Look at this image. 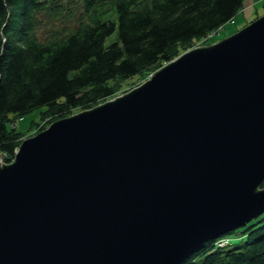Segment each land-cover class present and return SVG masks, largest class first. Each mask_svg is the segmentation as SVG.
<instances>
[{
    "label": "water",
    "instance_id": "obj_1",
    "mask_svg": "<svg viewBox=\"0 0 264 264\" xmlns=\"http://www.w3.org/2000/svg\"><path fill=\"white\" fill-rule=\"evenodd\" d=\"M264 15L0 161V264H182L264 213Z\"/></svg>",
    "mask_w": 264,
    "mask_h": 264
},
{
    "label": "trees",
    "instance_id": "obj_2",
    "mask_svg": "<svg viewBox=\"0 0 264 264\" xmlns=\"http://www.w3.org/2000/svg\"><path fill=\"white\" fill-rule=\"evenodd\" d=\"M243 2L0 0V158L11 162L23 140L11 116L45 106L41 131L114 98L122 80L146 79L232 20ZM245 226L237 237L232 230L206 241L182 264H264V213Z\"/></svg>",
    "mask_w": 264,
    "mask_h": 264
},
{
    "label": "rangeland",
    "instance_id": "obj_3",
    "mask_svg": "<svg viewBox=\"0 0 264 264\" xmlns=\"http://www.w3.org/2000/svg\"><path fill=\"white\" fill-rule=\"evenodd\" d=\"M243 4H244V2H243ZM241 9L234 16L233 20H230L227 23H225V25L222 26L221 28H219L218 31H215V32L207 35L205 40L202 39V40H197L196 42H194L193 47L216 43V42L220 41L221 39L226 38V37L234 34L235 32H237L238 30L242 29L243 27L247 26L256 18L264 15V0H261L258 4L253 5L252 9H248V11H246L247 13H245V15H243L244 10L243 9L241 10ZM54 22L55 23H63V20L61 18H55ZM49 29H50V27H46L45 31H47ZM113 38H114V36L110 37L108 41H111ZM189 49H191V47ZM153 72L154 71H151L149 73V75ZM144 80H145L144 77L141 78L138 75L133 76L131 78H128L126 80H122V85L120 86L121 88L119 90L118 95L123 94V93L131 90L132 88L138 86V84ZM45 109H46L45 106L39 107V108L33 109L31 111H28L22 115H19L16 118H14L15 116L13 115L10 118L12 122L9 121V126H11V123H14L15 124L14 129L17 132H21L23 134L22 139H25V138L30 137L32 135H35L36 133H38L40 128L42 126H44V123L46 124V122H45L46 118L42 120V115H41V112ZM74 111L79 112L80 109L76 108ZM1 157H2L3 162H4V155H2ZM234 230H235V232L231 233L230 235H232V237H237V236H233V235L235 233H236L235 235H241V233H243L244 231H247L248 228H246V226L245 227L241 226V227L236 228Z\"/></svg>",
    "mask_w": 264,
    "mask_h": 264
},
{
    "label": "crops",
    "instance_id": "obj_4",
    "mask_svg": "<svg viewBox=\"0 0 264 264\" xmlns=\"http://www.w3.org/2000/svg\"><path fill=\"white\" fill-rule=\"evenodd\" d=\"M260 1L261 0H244V4L242 6V9L244 10V14L243 15H245V13H247L246 11H248V9H252L253 5L258 4ZM233 19H234V17H233Z\"/></svg>",
    "mask_w": 264,
    "mask_h": 264
},
{
    "label": "built area",
    "instance_id": "obj_5",
    "mask_svg": "<svg viewBox=\"0 0 264 264\" xmlns=\"http://www.w3.org/2000/svg\"><path fill=\"white\" fill-rule=\"evenodd\" d=\"M151 74H152V73H151ZM151 74L148 75V77H150ZM0 161H1L2 163H6V162H3V159H2V158H0ZM228 242H230V240H229L228 237H227V238H221V239L218 241V244H219V245H224V244H226V243H228Z\"/></svg>",
    "mask_w": 264,
    "mask_h": 264
}]
</instances>
